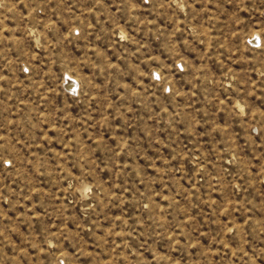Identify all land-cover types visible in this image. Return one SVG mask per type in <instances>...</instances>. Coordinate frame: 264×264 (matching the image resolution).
<instances>
[{
    "label": "rangeland",
    "instance_id": "rangeland-1",
    "mask_svg": "<svg viewBox=\"0 0 264 264\" xmlns=\"http://www.w3.org/2000/svg\"><path fill=\"white\" fill-rule=\"evenodd\" d=\"M0 264H264V0H0Z\"/></svg>",
    "mask_w": 264,
    "mask_h": 264
},
{
    "label": "snow or ice",
    "instance_id": "snow-or-ice-1",
    "mask_svg": "<svg viewBox=\"0 0 264 264\" xmlns=\"http://www.w3.org/2000/svg\"><path fill=\"white\" fill-rule=\"evenodd\" d=\"M4 163H6V164H7V163H10V161H5Z\"/></svg>",
    "mask_w": 264,
    "mask_h": 264
},
{
    "label": "bare ground",
    "instance_id": "bare-ground-1",
    "mask_svg": "<svg viewBox=\"0 0 264 264\" xmlns=\"http://www.w3.org/2000/svg\"><path fill=\"white\" fill-rule=\"evenodd\" d=\"M67 86H68V83H67ZM73 86H75V85H73ZM69 87H72V85H69Z\"/></svg>",
    "mask_w": 264,
    "mask_h": 264
}]
</instances>
